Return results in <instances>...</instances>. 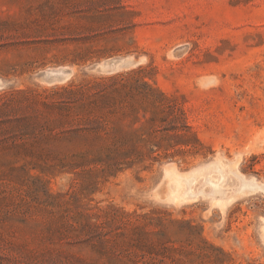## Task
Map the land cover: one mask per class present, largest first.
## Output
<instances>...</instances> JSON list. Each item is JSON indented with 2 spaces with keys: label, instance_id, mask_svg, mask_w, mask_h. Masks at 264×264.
Returning <instances> with one entry per match:
<instances>
[{
  "label": "rangeland",
  "instance_id": "obj_1",
  "mask_svg": "<svg viewBox=\"0 0 264 264\" xmlns=\"http://www.w3.org/2000/svg\"><path fill=\"white\" fill-rule=\"evenodd\" d=\"M118 73L108 165L55 91ZM0 95V264H264V0H0Z\"/></svg>",
  "mask_w": 264,
  "mask_h": 264
},
{
  "label": "trees",
  "instance_id": "obj_2",
  "mask_svg": "<svg viewBox=\"0 0 264 264\" xmlns=\"http://www.w3.org/2000/svg\"><path fill=\"white\" fill-rule=\"evenodd\" d=\"M119 77L125 76L123 73H118L101 77L93 82L72 83L55 91L63 99V102L58 104L59 107L64 108L67 115L79 116L76 123L60 133H66V138L69 140L95 143L96 154L93 160L108 165L129 158L133 148L136 149L135 146L131 149L116 145V137L121 138V141L127 140V133L120 127L119 122L126 118H130L133 122L140 120V107L127 99L133 97L135 91L139 89L140 93L148 90L158 92L162 96L165 94L159 87L148 82L129 89L126 85L117 86ZM88 90H92V93L84 99L83 94ZM6 102V95H0V150H17V108H7ZM39 127V124L27 126L19 134L38 137L41 134ZM112 139L113 143L110 142ZM138 139L147 141L143 133Z\"/></svg>",
  "mask_w": 264,
  "mask_h": 264
}]
</instances>
